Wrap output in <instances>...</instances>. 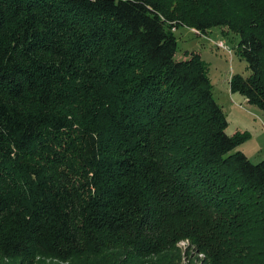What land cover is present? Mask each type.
<instances>
[{
  "label": "trees",
  "instance_id": "trees-1",
  "mask_svg": "<svg viewBox=\"0 0 264 264\" xmlns=\"http://www.w3.org/2000/svg\"><path fill=\"white\" fill-rule=\"evenodd\" d=\"M184 1L0 0L1 257L264 264V159L172 31L237 35L230 92L264 110V0Z\"/></svg>",
  "mask_w": 264,
  "mask_h": 264
},
{
  "label": "rangeland",
  "instance_id": "rangeland-1",
  "mask_svg": "<svg viewBox=\"0 0 264 264\" xmlns=\"http://www.w3.org/2000/svg\"><path fill=\"white\" fill-rule=\"evenodd\" d=\"M158 3L162 11L167 15L174 14L179 8L193 7L191 3L184 0H152ZM173 25L175 22H170ZM177 38V50L174 59L177 61L185 60L190 57L191 54H199L200 59L207 66V76L211 83V90L213 99L216 102H221L222 106H230V99H228V87L229 82L233 76L240 75L247 77L250 71L247 68V63L240 57L237 45L239 43V37L229 32L224 27L212 28L203 34L195 33V29L188 27H180L178 29H172ZM222 42L224 48H217L215 44ZM235 95H238L235 94ZM240 95V94H239ZM233 97L232 100H236ZM231 100V102H233ZM237 102V101H235ZM239 105V103H236ZM235 107V105H233ZM244 110H248L245 105H242ZM237 108V107H235ZM245 115V114H244ZM228 118H233L228 115ZM248 121L247 132L250 137L242 144L245 143L249 161L253 164H257L264 159V121L262 129L259 130L256 125L252 124L250 118L239 117L237 122L244 123ZM234 118L230 119L229 126L226 130L227 134L232 135L236 133L234 131L235 126ZM253 127L255 129L253 130ZM234 131V132H233ZM245 132V131H237ZM242 144L237 148L242 151ZM243 152V151H242ZM177 248L170 249L161 254L160 257H151L150 259H144L139 264H204V256L198 255L195 252L194 247L188 244L186 240L177 244ZM0 264H74L73 260L70 261H57L46 257H37L34 259H20V258H6L0 256Z\"/></svg>",
  "mask_w": 264,
  "mask_h": 264
},
{
  "label": "crops",
  "instance_id": "crops-1",
  "mask_svg": "<svg viewBox=\"0 0 264 264\" xmlns=\"http://www.w3.org/2000/svg\"><path fill=\"white\" fill-rule=\"evenodd\" d=\"M199 55V54H198ZM229 88V87H228ZM228 99H230V106L227 105V110L225 108V106H222L221 105V102H217L218 105L221 107L222 111L224 112L225 116H226V119L228 121V126H229V122H230V119H233L234 118V121H235V126H234V131L237 132V131H245L247 132V124H248V121H244V123H239L237 122V119L239 117H245L248 116V118H250V121L252 122V124L256 125L257 128L259 130L262 129V124H263V121H264V110L263 109H260L258 108L257 106L255 105H252V104H249L246 100V98H244L242 95H235L237 93H231L230 92V89H228ZM236 97V100L237 102H235L233 99V97ZM231 100L233 102H231ZM236 103H239V105H237ZM233 105H235V107H233ZM242 105H245V107L248 109V110H244V108L242 107ZM245 114V115H244ZM228 115H231L233 118H228ZM255 129V127H253V130ZM233 131V132H234ZM243 148L241 149L243 151V153L247 156L248 151L247 148L245 147V143L242 144ZM239 148V147H238Z\"/></svg>",
  "mask_w": 264,
  "mask_h": 264
},
{
  "label": "built area",
  "instance_id": "built-area-1",
  "mask_svg": "<svg viewBox=\"0 0 264 264\" xmlns=\"http://www.w3.org/2000/svg\"><path fill=\"white\" fill-rule=\"evenodd\" d=\"M195 33H199V32H198V31H195ZM215 46H216L217 48H224L222 42H218L217 44H215Z\"/></svg>",
  "mask_w": 264,
  "mask_h": 264
}]
</instances>
